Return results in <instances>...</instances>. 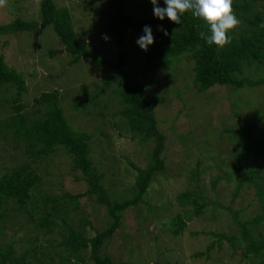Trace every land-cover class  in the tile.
<instances>
[{"label": "rangeland", "instance_id": "1", "mask_svg": "<svg viewBox=\"0 0 264 264\" xmlns=\"http://www.w3.org/2000/svg\"><path fill=\"white\" fill-rule=\"evenodd\" d=\"M108 1L55 0L58 6H67L71 10L80 43H88L102 58L117 61L120 47L115 34L107 26L111 9ZM261 3L264 4V1ZM128 8L138 19L146 16L133 11L130 5ZM39 10L40 0H7L5 6H0V24L12 22L17 17L37 19ZM140 33L135 28L123 45L127 55L124 67L128 70H136L146 64L144 51L136 43ZM0 34V54L5 56L10 66L22 72L26 79L27 91L22 98L26 104L25 110L33 115L36 98L41 92L58 89L69 121L78 129L92 133L91 156L98 170L105 174L102 183L111 199L130 198L137 172L128 161L145 167L151 146H143L133 140L124 123H116L123 120L116 85L113 84L101 96L96 107H90L92 114H85L72 107L77 100L95 93L102 86L103 79L115 74L116 69L93 67L88 57L71 64L72 55L67 53L61 39L50 27ZM105 35L107 40L103 38ZM51 48L58 50L54 57L49 54ZM194 64V60L183 55L171 68L150 71L140 77L149 83L150 98L155 100L160 97L155 113L160 130L167 136V168L155 176L147 189L144 202L123 211L121 226L105 244L103 251L117 262L257 264L259 260L254 253L247 254L244 247L237 248L226 239L218 241V237L209 232L230 235L238 232L233 212L227 210L228 206H231L232 211L240 210V219L261 212L260 198L247 179L235 197L238 186L235 166L241 162L233 157L237 151L236 142L230 140L224 128L248 119L259 122L264 129V86H246L236 91L230 86L216 85L198 93L194 82ZM52 74L55 76L51 77ZM246 74L256 75L254 67L247 66L243 75ZM7 94L12 96L14 91L10 90ZM100 109H103L101 114L97 111ZM12 110L10 104L0 106V118L6 117ZM236 113H239L240 119ZM252 159L251 156L250 161L242 167L241 176L252 168H259L264 173V157L257 162L260 167ZM29 161L30 158L22 148L15 147L13 141L4 140L0 136V177L16 165ZM229 161H232L234 167L228 164ZM70 162L71 157L64 149L36 162L33 168L42 176V189L51 195L64 192L76 194L87 190V182L78 179L81 173L71 170ZM218 176L221 179L214 187L213 181ZM186 189L200 190L209 202L198 216L192 214V203H179L178 196ZM75 213V218L69 220L70 225L77 227L80 216H86L94 226L93 229L87 227L90 236L105 228L109 222L106 206L99 205L95 197H82L79 210ZM173 214H181L187 222L180 235H174L172 230L166 228L172 222ZM15 215L1 237L3 245L13 243L18 256L33 248L26 258L30 264H47L52 260L56 262V259L46 255L55 251L47 241L48 235L35 228L25 214ZM63 232L54 233L58 238L56 243L63 237ZM36 236L38 240H35ZM51 240L54 241L53 238ZM213 241L217 243L207 252ZM36 245L44 251L36 248ZM201 252L204 253L198 255ZM87 253L90 254L88 250ZM85 262L94 264L89 258Z\"/></svg>", "mask_w": 264, "mask_h": 264}, {"label": "trees", "instance_id": "2", "mask_svg": "<svg viewBox=\"0 0 264 264\" xmlns=\"http://www.w3.org/2000/svg\"><path fill=\"white\" fill-rule=\"evenodd\" d=\"M262 1L264 0H234L235 15L240 24L227 33L231 42L220 48L214 43L207 44L206 40L201 38V32L211 34L210 27L202 18L195 17L191 11L183 14L181 24H175L167 16L163 20L157 18L151 0H109L108 6L111 9L107 26L109 31L115 34L120 47L117 61L102 58L95 48L89 47L88 43H80L71 10L67 6H58L55 0H40L37 19L26 20L17 17L12 22L0 24V33L4 34L50 27L61 39L67 53L72 55L71 64L88 57L93 67L107 66L116 69L115 74L103 79L102 86L95 93L88 98L77 100L72 107L85 114H92L90 107H96L101 96L114 84L117 87V97L122 104L120 113L123 116V120L116 123H124L133 140L143 146H151L145 167L128 161L137 172L132 196L112 200L102 183L105 174L98 170L97 163L91 156L92 133L78 129L69 121L61 102L60 91L54 89L41 92L36 98L33 115H30L25 110L26 104L22 100L27 91L26 79L22 72L10 66L5 56L0 54V106L7 103L13 109L6 117L0 118V136L4 137V140L13 141L14 146L22 148L31 160L16 165L0 177V264H30L26 262V258L33 248L23 251L22 255L18 256L13 243L3 245L4 242L1 240L9 221L17 216L16 213L25 214L35 228L48 235L47 241L55 251L46 255L56 259V262L52 260L47 264H85L88 258L94 264H127L115 261L111 255L103 251V248L121 226L123 211L144 202L147 189L155 176L165 172L167 168L165 156L167 136L160 130L155 113L160 97L152 100L149 83L140 77L150 71L171 68L172 64L184 55L194 60V82L198 93L216 85L230 86L236 91L246 86L249 88L264 86ZM158 3L160 7H166L164 0H158ZM128 5L133 11L146 16L142 19L136 18ZM145 25L151 27L154 43L147 51L143 50L146 58L144 67L128 70L124 67L127 55L123 45L135 28L144 35ZM161 27L167 30L168 35H164ZM57 52L58 50L52 48L49 50L52 57ZM247 66L254 67L256 75H243ZM53 76L55 75L52 74L51 77ZM10 90L14 91L12 96L7 94ZM102 110L97 111L101 114ZM236 114L239 118V113ZM224 131L228 133L231 141L236 142L237 151L233 157L241 162L239 166H235L238 181L235 197L247 179L250 187L252 185L255 187L260 198L261 212L253 217L240 219V210L232 211L231 206H228L227 210L233 212V221L237 224L238 232L231 235L220 232L209 234L217 236L218 241L226 239L237 248L244 247L247 254L252 252L259 258L257 264H264V173L259 168H252L246 171V175L241 176V169L250 161L251 156L252 161L260 167L257 162L264 157V129L260 127L259 122L245 119L242 123L224 128ZM61 149L71 157V170L81 173L78 179L87 182L88 188L84 192L51 195L42 189V176L33 168L34 164ZM228 164L234 167L232 161ZM219 179L221 176L214 179V187ZM85 196L95 197L99 205L106 206L109 218L107 226L97 231L94 236L88 234L87 227L93 229L94 226L86 216H80L77 227L70 225L69 222L77 215L75 212L79 210L80 199ZM178 200L181 204L192 203L194 206L192 214L196 216L209 205L204 194L198 189H186L179 194ZM171 217L172 222L169 225L165 224L166 228L172 230L174 235L182 234L187 222L181 214H173ZM188 218L191 219L190 216ZM56 231H65L59 243L55 242L58 239L54 234ZM35 240H38V236ZM215 243L217 242L213 241L208 246L207 252ZM36 248L43 250L37 245Z\"/></svg>", "mask_w": 264, "mask_h": 264}, {"label": "clouds", "instance_id": "3", "mask_svg": "<svg viewBox=\"0 0 264 264\" xmlns=\"http://www.w3.org/2000/svg\"><path fill=\"white\" fill-rule=\"evenodd\" d=\"M154 8V15L163 20L165 16L175 23L181 24V17L187 11H191L195 17L202 18L210 27V35L201 32L200 36L207 44L213 43L223 48L231 42L228 32L234 30L240 21L235 15L233 7L234 0H164L166 7H160L158 0H151ZM7 0H0V6H5ZM164 35H168L167 30L160 28ZM144 35H141L136 43L144 51L154 43V36L150 26H144ZM105 40L108 37H103ZM65 49V48H64Z\"/></svg>", "mask_w": 264, "mask_h": 264}]
</instances>
